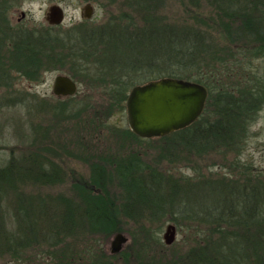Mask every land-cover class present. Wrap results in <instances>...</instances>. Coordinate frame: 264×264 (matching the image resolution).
Instances as JSON below:
<instances>
[{"label": "rangeland", "instance_id": "374dc122", "mask_svg": "<svg viewBox=\"0 0 264 264\" xmlns=\"http://www.w3.org/2000/svg\"><path fill=\"white\" fill-rule=\"evenodd\" d=\"M215 1L0 0L3 5L0 10V170L14 166L10 176L12 181L9 182L13 186L8 187L3 183L5 192L0 193V207L5 211L11 209L12 216L11 222L5 219L8 222L6 223L3 220L4 230L17 228L18 222L13 219L14 206H10L13 201L17 206L19 200L22 201V206L27 201H43L51 205L73 202L71 205L75 206V210L81 211L82 208V214L85 213L82 185L86 189L94 190L96 199L108 198V203L115 201L120 207L117 209L120 216L112 232L92 227L81 215L82 223L77 221L75 225L61 231L52 242L46 239L39 241L32 237L33 241L26 243L19 254H2L0 264H8L10 261H14V264H95L93 261L97 260V255L103 256L99 264H103V261L107 264L178 261L186 257L193 248L207 244L211 228L207 223L202 224L200 219L211 218L215 221L219 219L218 214H221V209L224 208L226 211L222 218L231 217L229 208L222 206L226 201L223 199L228 198V207H236L240 202L241 191H245V186L239 188L238 185L244 184L247 178L264 172V107L257 106L250 110L249 126L246 130L242 129L245 138L241 144L236 140L232 147L197 150L179 139L178 143L163 139L165 136L143 141L128 137L123 132L130 129L127 110L120 105H109L117 98L115 95L111 96L106 88L113 85L112 75L117 78L126 75L124 70L111 66L112 62L120 61L121 64V59L132 57L135 53L131 52L126 43L119 41L110 44L108 51L105 46L108 40L106 37L102 38V34L115 29L124 32L137 29L142 32L146 28L173 29L178 30V36L186 31L199 32L207 38L206 44L213 38L215 45H219L216 46V52L226 63L225 66L241 59L239 48L246 45L252 48L264 46V42L258 40V34L252 32L250 36L247 33L252 28H246L251 24L263 28L264 13L261 9L249 19L242 15L237 16L236 13V16L224 13ZM12 2L16 5H9L13 4ZM89 2L93 3L95 13L93 18L86 22L81 19V9L83 11ZM53 5H60L67 13L64 23L58 27L50 26L47 21V14ZM72 17L76 23L82 20V31L73 30L75 25L70 20ZM68 32L82 34V49L91 50L94 55L86 59L90 65L84 74L73 71L75 66L68 62L70 73L79 75L76 79L80 85L82 104L73 102L61 106L69 101L56 98L52 89L54 79L61 71H47L40 81H31L19 71L25 75L26 65L19 61L20 64H14L11 58L13 49L21 44L24 48L20 56L28 59L31 50H34L33 46L39 45L37 40H41L42 36H63ZM90 32L96 33L95 37H89ZM67 44L65 49H76L73 48L72 42ZM47 45L46 52L44 48L40 49L41 52L37 53L36 57L44 56L43 63H48L49 67L54 63L51 58H54L57 67L59 49H53L50 43ZM109 56L112 59L108 61ZM207 61L212 60L207 58ZM256 63L264 72V58ZM235 74L227 79L228 87L225 88V93L229 91L235 97L242 95L248 85L249 90L255 88L254 83L244 84L247 80L243 73ZM93 77L97 79L96 82L92 80ZM134 77L136 85L144 84L145 79L152 78L145 72H140ZM90 88H96L97 91ZM218 94L215 99L225 96ZM216 103L215 100L206 118L215 119ZM89 114L95 118V122L88 125L83 120L90 117ZM100 121L105 123L106 127H97ZM119 157L138 158L148 166L145 174L159 171L173 179L172 183L183 186L178 199L176 198L179 206L173 214H166L149 223L124 212L123 207L128 202L122 200L126 191L125 186L120 185L123 180L117 170L119 164L115 160ZM25 158L38 161L39 167L54 178H30L25 171L29 162H26L28 159ZM254 164L260 170L255 171L252 167ZM262 177L264 180V173ZM94 179L97 182H94ZM210 183H214L215 187L219 183L220 188H210ZM221 183H228L227 187ZM166 193L164 194L167 196ZM181 199L185 202L184 205ZM80 217L77 219L80 220ZM170 225L176 227L177 236L175 243L168 246L164 235ZM119 233H123L128 242L119 254H112L111 243ZM216 233L211 237L214 241L219 237ZM203 252L208 261L213 254L212 249L208 247Z\"/></svg>", "mask_w": 264, "mask_h": 264}, {"label": "trees", "instance_id": "16d2710c", "mask_svg": "<svg viewBox=\"0 0 264 264\" xmlns=\"http://www.w3.org/2000/svg\"><path fill=\"white\" fill-rule=\"evenodd\" d=\"M215 2L220 5L224 13H231L235 16L237 14V16L242 15L245 18L252 19L253 15L256 12L259 13L260 9L264 13V0H216ZM2 7L3 5L0 3V10ZM262 25L263 28H258L254 24L246 26L248 29L252 28L247 34L252 36V32H255L259 36L258 40L264 42V24ZM146 30H149V28L142 30V32H139V29L135 31L127 30L126 32L121 29H115V31L112 30L109 33L102 34V38L105 39L106 37L108 40V44L106 43L105 45L108 51L110 44L114 41H119L126 43V46L131 52L135 53L132 57L121 59V64L120 61L117 63L112 62L113 65L111 66L117 67L119 70H124L126 75L117 78L110 74L112 75L111 78H113V83L111 82L113 85H110L106 90L111 96L113 95L114 97L115 95L117 99L114 100L115 98H113V100L119 101V103L116 104L114 101H111L112 104L109 105H120L123 109H126L124 106H126L128 94L131 88L137 86L134 76L140 74V72H145V74L152 76V78L145 79L143 81L144 84L162 78H177L196 82L204 85L209 93L203 115L191 126L167 135L163 139H169L176 143H178L177 139H179L184 144L192 146L197 150H208L209 148L225 146L232 147L235 145L236 140L237 143L239 142L241 144L245 138L242 129L246 130V127L250 123L248 120L250 110L252 108L255 109L257 106L264 107V74L260 66L256 63V61L264 58V46L252 48L246 47V45L241 47V49L239 48L238 50L241 51V54H239L241 55V59L225 66L226 63L216 52V46L219 45H215L213 38L212 40H208L209 43L206 44L207 38L199 32L186 31L182 32L181 36H178V30L173 29L154 28L148 32ZM86 35L88 36V34ZM95 35L96 33H91L89 37H95ZM46 36L47 38L42 36L41 40H37L39 45L33 46L34 50H31L32 53L28 59L25 56L24 58L20 56L24 45H19L22 47L21 49L19 46L13 49L12 62L14 64L22 63L26 65L24 67L26 70L25 75L21 70L19 71L21 75L23 74V76L31 81H40L39 79L42 78L44 72L50 69L49 65H47L48 63L45 65L43 63L44 56L36 57V54L41 52L43 48L46 52V45L49 44V36ZM45 41L47 42L46 44L43 43ZM78 51L79 49L70 51V55L67 56L68 62L75 66L73 71H79L81 69L82 74H84L88 71L90 65L86 59L94 55V53L91 50L86 51L82 49V59H80ZM50 58L48 59H53ZM110 58L112 59L109 56L108 61ZM207 58H210L212 61L208 62ZM65 60L60 57L59 62H64ZM78 62L82 63L79 64ZM192 71H196L195 74ZM238 72L246 76L248 83L244 81V84L254 83L255 88L249 90L248 85V88L246 86L242 95L234 97V94L229 91L225 93L224 90L228 87L226 83L227 79L236 75L235 73ZM92 80L94 82L97 81L94 77ZM124 80L126 81L123 82ZM240 82L242 84V81ZM91 90L97 91L96 88H92ZM217 92L225 96L215 99V95L218 94ZM215 100L217 101L215 105V119L206 118L209 108L214 106ZM63 105L65 106L66 104H62L61 106ZM89 116L91 118L85 117L83 120L88 125L95 122V118H92L90 114ZM80 117H82V114ZM100 125L103 127L105 123L100 121L97 127ZM123 132L128 137L139 141L149 140L138 137L131 129H126ZM27 159L25 158L27 160L26 162H29L27 163L25 171L30 175V178H38L40 180L54 178L53 175L51 176L49 173L44 172L42 167H39L40 164L38 161L30 158ZM115 160L119 164L116 166L121 180H123V183L121 182L120 185L125 186L126 191V196L124 195L122 198L123 201L128 202L123 207L125 213L133 215L141 221L153 223L166 214H173L175 212L176 207L179 206L176 198L180 194L183 186H178V183H172L173 179L169 176H164L159 171L145 174L148 166L138 158L132 157V159H125L119 157L115 158ZM113 162L116 164L114 160ZM13 171L14 166L0 170V193L5 192L3 183H6L8 187L13 186L9 183L12 181L10 176ZM263 173L261 171L259 175L255 174L254 177L247 178L243 182L244 184L238 185L239 188L245 186V191H241L240 202L239 204L237 203L236 207H228V198L223 199L226 201L225 204L223 202L222 206L229 208L228 212L231 216L229 219L222 218L224 217L226 208L221 209V214H218L220 217L215 221H212L211 218L200 219L202 224L207 223L211 228L210 235H208L210 239L208 238L207 244L193 248L186 257L178 261H159L151 264H264ZM94 182H97V180L94 179ZM212 184L210 183L208 186L210 188H220L219 183H217V187H215L214 183ZM227 184H223L224 187H227ZM96 196L94 190L86 189L82 185V204L86 207L85 213L83 214L82 208L81 211L78 209L75 210V206L71 205L73 202L65 203V205L60 202L59 204L51 205L43 201H27L22 206V201L20 202L19 200L18 207L14 205L15 202L13 201L10 204V206H14L12 211L15 213V217L13 216V219L15 222H18L17 228L14 230H4L5 219L11 222V209L5 211L4 208L0 207V256L2 254H15L16 252L19 254L26 243L33 241L32 237L39 241L46 239L52 242L59 236L61 231L75 225L77 221L82 223L81 215H83L84 220H88L92 227H99L100 230L102 229L107 232L114 231L120 216L117 214V209L120 207H118L115 201L108 203L110 199H96ZM180 201L183 202V205L185 204L182 199ZM180 204L182 203L180 202ZM184 212H186L185 209ZM184 212L183 214H185ZM79 213H81V217L78 215ZM77 217H80V220ZM214 233L219 235L216 241L211 239ZM208 247L212 249L213 254L206 261L207 257L203 250ZM98 256L95 258L97 260L93 261L95 264H99V261L102 260L101 258L103 256ZM12 262L14 264V261ZM12 262L10 261L8 264H12ZM103 264L107 263L103 261Z\"/></svg>", "mask_w": 264, "mask_h": 264}, {"label": "water", "instance_id": "95a60500", "mask_svg": "<svg viewBox=\"0 0 264 264\" xmlns=\"http://www.w3.org/2000/svg\"><path fill=\"white\" fill-rule=\"evenodd\" d=\"M48 19L52 24H60L64 19L62 8L51 7ZM76 92L77 84L71 78H56L55 95L68 97ZM208 95L204 85L184 79L162 78L138 85L131 90L126 105L130 129L143 139L164 137L185 129L201 117ZM176 236V227L168 226L164 235L166 245L174 244ZM127 242L123 233L117 234L111 243V253L119 254Z\"/></svg>", "mask_w": 264, "mask_h": 264}, {"label": "flooded vegetation", "instance_id": "af4514ba", "mask_svg": "<svg viewBox=\"0 0 264 264\" xmlns=\"http://www.w3.org/2000/svg\"><path fill=\"white\" fill-rule=\"evenodd\" d=\"M13 3V2H12ZM10 5H12V6H15L16 5V3H13V4H11L10 3ZM53 6H56V5H53ZM53 6H51V7H53ZM57 6H60V5H57ZM50 7V8H51ZM61 7V6H60ZM62 8V7H61ZM62 10H63V12H64V19H63V21L60 23V24H52V23H50V21H49V14H50V9H49V12H48V14H47V21H48V24L50 25V26H53V27H58V26H61L63 23H64V21H65V19L67 18V13H66V11H65V9L64 8H62ZM94 13H95V7H94V5H93V3H91V2H89V3H87L86 5H85V7L83 8V11H82V9H81V19L83 18V20H85L86 22H87V20H91L92 18H93V16H94ZM25 16V14L23 13V17ZM52 17V16H51ZM71 22H72V24H74L75 26L73 27V30L74 31H77V30H79V31H82V20L79 22V23H76V21L74 20V17H72L71 19ZM70 32H68V33H66L65 35H63V36H61V35H48L49 36V43H50V45H51V47L54 49V48H56L57 47V49H59L58 51H57V62L56 63H59V64H62V65H59L58 64V66L57 67H55V59L53 58V61H54V63L52 64V67H50V69L48 70V71H51V70H53V71H61V73L60 74H58L56 77H55V79H54V82H53V86H52V89H53V95L54 96H56V98H58V99H62V100H65V102H67V101H69V102H67V103H65V104H73V102H78V103H80L81 102V104H82V94L81 95H79V90H80V85H79V83H78V81H77V79H76V77L77 76H79V75H76V74H71L70 73V68H69V66H67V64H68V61L66 62V60H68V58H67V56H69L70 55V51H72V50H67V49H65V47L68 45L67 43H70V42H72L73 44V48H76L75 50H78L79 49V51H78V53H79V55H80V59H82V34L81 35H77V34H75V33H70ZM80 40H79V39ZM75 40V41H74ZM76 41H80L81 43L80 44H76L75 42ZM57 44V45H56ZM13 52H14V50H13ZM59 52H60V54H59ZM12 53V52H11ZM77 54V53H76ZM2 56V54H0V57ZM53 57H55V54L53 55ZM60 57H62V58H64V59H66L64 62H59V60H60ZM79 63V62H78ZM79 64H81V63H79ZM80 68H82V67H80ZM74 71H77V72H79V73H82L81 72V69L78 71V70H74ZM45 72H47V71H45ZM58 76H67V77H69V78H71L76 84H77V92H76V94L75 95H72V96H68V97H64V96H57V95H55L54 94V83H55V80H56V78L58 77ZM80 77H82V75L80 76ZM134 88V87H133ZM132 88V89H133ZM131 89V90H132ZM131 90H130V92H131ZM130 92H129V94H130ZM129 94H128V97H129ZM128 97H127V101H128ZM127 101H126V105H127ZM204 113V112H203ZM203 115V114H202ZM243 165H245L246 166V164H243ZM255 170H260V168H257L256 166H255V164L252 166ZM249 168H251V167H249Z\"/></svg>", "mask_w": 264, "mask_h": 264}]
</instances>
